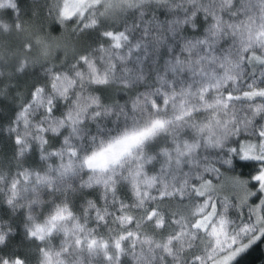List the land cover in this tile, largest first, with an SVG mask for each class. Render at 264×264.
I'll return each instance as SVG.
<instances>
[{
    "label": "clouds",
    "instance_id": "9594fccd",
    "mask_svg": "<svg viewBox=\"0 0 264 264\" xmlns=\"http://www.w3.org/2000/svg\"><path fill=\"white\" fill-rule=\"evenodd\" d=\"M67 2L0 0V264H236L264 237V0Z\"/></svg>",
    "mask_w": 264,
    "mask_h": 264
},
{
    "label": "snow or ice",
    "instance_id": "6c2138e0",
    "mask_svg": "<svg viewBox=\"0 0 264 264\" xmlns=\"http://www.w3.org/2000/svg\"><path fill=\"white\" fill-rule=\"evenodd\" d=\"M78 4L74 2V0H68V2L65 5L64 8V15L70 16L74 11L77 10ZM111 35V33H109ZM123 34H118L115 37L116 44L119 45L121 36ZM94 71V68H93ZM98 79H102L98 77ZM39 94V90L38 93ZM254 94V93H252ZM23 115V114H22ZM163 121L157 120L153 122V125L151 128L144 129L140 132L127 134L124 137L117 140L115 143L110 144L108 148L103 150L99 153H94L92 156L87 158V163L90 167H104L107 165V162L109 159H118L120 155H122L125 151H128L134 144L139 143L146 135L150 134L152 131H154L157 127L163 126ZM19 139V138H18ZM250 150H245V155H249ZM264 179V175L261 177ZM66 215L65 209L61 208L58 209L57 214L55 217H53V220L62 218ZM122 220L126 221L129 219L128 217H121ZM44 232V227L42 225L37 226V233L42 235ZM95 243V241H93ZM119 246V245H117Z\"/></svg>",
    "mask_w": 264,
    "mask_h": 264
},
{
    "label": "trees",
    "instance_id": "16d2710c",
    "mask_svg": "<svg viewBox=\"0 0 264 264\" xmlns=\"http://www.w3.org/2000/svg\"><path fill=\"white\" fill-rule=\"evenodd\" d=\"M57 110L59 111V108ZM236 264H264V237L252 245Z\"/></svg>",
    "mask_w": 264,
    "mask_h": 264
}]
</instances>
